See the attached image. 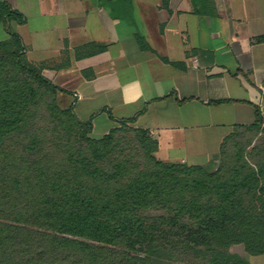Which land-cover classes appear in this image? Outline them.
<instances>
[{"label": "trees", "instance_id": "1", "mask_svg": "<svg viewBox=\"0 0 264 264\" xmlns=\"http://www.w3.org/2000/svg\"><path fill=\"white\" fill-rule=\"evenodd\" d=\"M12 20L26 18L0 1L10 34L0 41V264H252L226 250L233 244L264 254V159L253 167L236 149V163L215 168L241 130L264 132L258 106L208 166L161 160L158 140L134 118L93 137L92 120L63 103L67 90L25 58ZM43 107L53 153L36 122ZM128 127L143 169L125 155Z\"/></svg>", "mask_w": 264, "mask_h": 264}, {"label": "crops", "instance_id": "2", "mask_svg": "<svg viewBox=\"0 0 264 264\" xmlns=\"http://www.w3.org/2000/svg\"><path fill=\"white\" fill-rule=\"evenodd\" d=\"M0 1L25 16L10 23L25 58L93 137L134 118L161 160L205 161L255 106L264 116V0Z\"/></svg>", "mask_w": 264, "mask_h": 264}, {"label": "rangeland", "instance_id": "3", "mask_svg": "<svg viewBox=\"0 0 264 264\" xmlns=\"http://www.w3.org/2000/svg\"><path fill=\"white\" fill-rule=\"evenodd\" d=\"M36 120L39 133L43 138V148H45V151H51L53 153V150L55 151L54 145L57 142L56 133L52 132L54 124L52 122V118L48 115L44 107L38 112ZM104 131L105 128H98L95 130L94 135L100 137V135H102ZM122 134L124 135V143L128 142V144L125 145V155L131 158L132 164H138L139 169H143L146 166V159L139 148V144L133 139L134 134L132 129L128 127L124 132H122ZM238 143L239 144H237L236 146L233 144V142H230L229 149L225 156L221 158L217 157L215 159L217 160V165L215 166L216 169L220 166L222 160H224L228 165L236 163V157L233 155V152H235L236 149L241 150L244 159L253 167H257L260 160L264 159L263 131L245 132L241 130L238 136ZM213 159L214 158L212 157L205 161L199 160L196 162L185 163L191 166H208ZM156 212V210L151 211L152 214H155ZM226 250L230 253L238 254L239 256H241L245 260H248L252 264H264V254L252 255L246 251L243 244H233L229 246Z\"/></svg>", "mask_w": 264, "mask_h": 264}]
</instances>
